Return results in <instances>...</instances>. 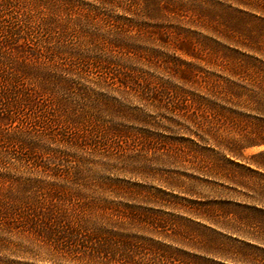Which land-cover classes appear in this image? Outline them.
Here are the masks:
<instances>
[{
	"label": "rangeland",
	"instance_id": "1",
	"mask_svg": "<svg viewBox=\"0 0 264 264\" xmlns=\"http://www.w3.org/2000/svg\"><path fill=\"white\" fill-rule=\"evenodd\" d=\"M56 1L66 84L1 58L0 264H264V0Z\"/></svg>",
	"mask_w": 264,
	"mask_h": 264
},
{
	"label": "trees",
	"instance_id": "2",
	"mask_svg": "<svg viewBox=\"0 0 264 264\" xmlns=\"http://www.w3.org/2000/svg\"><path fill=\"white\" fill-rule=\"evenodd\" d=\"M58 5H60V2L56 0H0V81L2 82L3 92L8 97L12 96V90L7 88L8 75L4 71L5 61L1 58H8L12 53L17 54L16 47L21 46L22 49L28 50V53L39 61L41 68L47 71L48 67L53 65V59L51 58L54 55L49 47L51 46V25L53 27L57 20L54 11L57 10ZM69 5L68 2L66 6L71 11ZM20 40L21 43H19ZM41 61L44 63L42 64ZM55 72L51 67L50 75H47L48 80L54 77L61 80L59 81L62 82L61 84H66L63 78L64 75H55ZM50 81L43 82L41 88L44 90L50 88L52 84ZM25 97H23V100H25ZM26 146L31 145L26 144Z\"/></svg>",
	"mask_w": 264,
	"mask_h": 264
}]
</instances>
